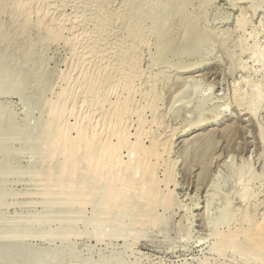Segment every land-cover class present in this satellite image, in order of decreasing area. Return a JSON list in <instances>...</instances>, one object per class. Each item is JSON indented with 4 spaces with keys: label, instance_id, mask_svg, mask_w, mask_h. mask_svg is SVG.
Segmentation results:
<instances>
[{
    "label": "rangeland",
    "instance_id": "374dc122",
    "mask_svg": "<svg viewBox=\"0 0 264 264\" xmlns=\"http://www.w3.org/2000/svg\"><path fill=\"white\" fill-rule=\"evenodd\" d=\"M110 1L0 0V264H264V0Z\"/></svg>",
    "mask_w": 264,
    "mask_h": 264
},
{
    "label": "bare ground",
    "instance_id": "6f19581e",
    "mask_svg": "<svg viewBox=\"0 0 264 264\" xmlns=\"http://www.w3.org/2000/svg\"><path fill=\"white\" fill-rule=\"evenodd\" d=\"M90 2H93V1H97V0H89ZM107 0H99V2L100 3H104V2H106ZM108 1H110V0H108ZM108 1L106 2V3H108ZM112 1V0H111ZM110 1V2H111ZM149 1H151L152 2V0H122L121 1V7L122 8H124L123 9V11L122 12H128L129 14H131L132 16H134V18H133V20L135 21V17H137V15H138V17L136 18V19H138L139 18V16H140V14H142L141 13V11H142V9H143V7L144 6H146V5H148V7L150 8V7H152V9L150 8H147V6H146V8L147 9H149V10H151V11H153V8H154V6H151V5H156V3L155 2H159L160 1V3L162 4V0H154V4H152V3H150ZM162 1V2H161ZM170 1V0H169ZM172 1V0H171ZM177 1V0H176ZM176 1H174V3L172 4H170V5H164L165 7H167L165 10H162L161 11V14H164V17L165 16H169V14L170 13H172L173 12V10H174V7L176 6V7H179V8H182V7H184L185 6V1H183V0H181L180 2H176ZM165 2V1H164ZM163 2V4H165ZM105 3V4H106ZM148 3H150V4H148ZM187 3V2H186ZM160 6H163V5H160ZM122 8H120V9H122ZM159 8V7H158ZM162 8V7H161ZM186 8H187V6H186ZM156 9V8H155ZM159 10V9H158ZM182 10V9H181ZM150 11V12H151ZM180 11V10H179ZM122 12H121V14H122ZM125 12H124V14H123V16H125ZM148 12V11H147ZM155 12V11H154ZM127 13V14H128ZM180 13V12H179ZM185 13V12H184ZM191 13V12H190ZM129 14L127 15V16H129ZM188 14V13H187ZM130 15V16H131ZM152 15H154V14H152ZM173 15V14H172ZM183 15H185V14H183ZM192 15V14H191ZM126 16V17H127ZM143 16V15H142ZM142 16H140L141 18H142ZM155 17H156V15H154ZM158 17H159V15H157ZM189 16V15H188ZM122 17V16H121ZM143 17H145V15L143 16ZM150 18V15L149 16H147V18ZM163 17V16H162ZM172 17V16H171ZM170 17V18H171ZM196 17V16H195ZM128 19L127 20H129V18L130 17H127ZM153 18V17H152ZM184 18H185V16H184ZM122 20H124L125 21V19L124 18H121ZM120 19V20H121ZM131 19V18H130ZM192 19V18H191ZM197 19V18H196ZM121 20V21H122ZM126 20V21H127ZM133 20H132V22H131V24L133 23ZM141 20H143V19H141ZM141 20H139L138 19V21H141ZM151 20V19H150ZM162 19L160 18V23L163 21H161ZM169 20V19H168ZM171 20V19H170ZM169 20V21H170ZM124 21H122V22H124ZM130 21V20H129ZM153 21V20H152ZM154 21H157V18H156V20H154ZM173 21V20H172ZM193 21H194V18H193ZM128 22V21H127ZM142 22H144V21H142ZM146 22V21H145ZM158 22V21H157ZM156 22V23H157ZM153 24V22H150V24ZM166 23V22H165ZM127 24V23H126ZM144 24V23H143ZM147 24V23H146ZM168 24V23H167ZM128 25V24H127ZM130 25V24H129ZM137 25H138V22H137ZM158 25V24H157ZM161 25V24H160ZM191 25H193V24H191ZM201 25V24H200ZM124 26V25H123ZM131 26V25H130ZM134 26V23H133V25H132V29L134 30V27H136V21H135V26ZM145 26V25H144ZM153 26V25H152ZM151 26V27H152ZM154 26H156L155 24H154ZM195 26V25H194ZM161 27V26H160ZM192 27V26H191ZM141 28V27H140ZM136 29H137V27H136ZM152 29V28H151ZM159 29V28H158ZM157 29V30H158ZM160 29H162V28H160ZM198 29V28H197ZM131 30V29H130ZM155 30V29H154ZM199 30V29H198ZM136 31V30H135ZM135 31H133V32H135ZM137 31H139V29L137 30ZM151 31V30H150ZM150 31H149V33H150ZM153 31V30H152ZM156 31V30H155ZM164 31H166V30H164ZM164 31H162L163 33L162 34H164ZM212 31V30H211ZM132 32V33H133ZM158 32H159V30H158ZM214 32V31H213ZM137 33V32H136ZM156 33V32H155ZM210 33V32H209ZM158 34V33H157ZM151 35H152V33H151ZM159 35H161V33L159 34ZM195 35V34H194ZM198 35V34H197ZM200 35V34H199ZM165 36V35H164ZM170 36V35H169ZM202 37H204V36H202ZM201 37V38H202ZM160 38H161V36H160ZM200 38V37H199ZM200 38V39H201ZM208 38V37H207ZM206 38V39H207ZM163 39V38H162ZM164 41V40H163ZM203 41V40H202ZM163 43V42H162ZM201 43V42H200ZM199 44V43H198ZM172 45H174V44H172ZM156 46H159V43H158V45H156ZM161 46V45H160ZM159 46V47H160ZM170 47H172V46H170ZM179 61V60H178ZM179 65V64H178ZM194 66V65H193ZM1 67H3V63L1 64L0 63V71H3L2 73H4V75L5 76H8V75H10L9 73L11 72V70L13 69V68H11V66H5V67H3L4 69L2 70V68ZM184 69V68H183ZM254 108V107H253ZM204 121V120H203ZM120 140H122L121 138H120ZM119 140V141H120ZM124 141V140H123ZM120 145H121V141H120ZM108 149V148H107ZM107 149H106V151H107ZM113 149V148H112ZM109 150V149H108ZM113 151H115L114 149H113ZM107 152H109V151H107ZM110 153V152H109ZM108 153V154H109ZM59 183V182H58ZM246 232V234H247V237L249 238L248 240H251V242L252 243H254L255 245H256V247H258L260 250H264V223L263 222H260L259 224L257 223V225H255L253 228H251V229H248V230H245ZM243 232V231H242ZM244 233V234H245ZM231 237V236H230ZM244 237H246V236H244Z\"/></svg>",
    "mask_w": 264,
    "mask_h": 264
}]
</instances>
